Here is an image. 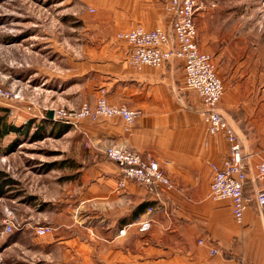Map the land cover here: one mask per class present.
<instances>
[{"label":"crops","instance_id":"crops-1","mask_svg":"<svg viewBox=\"0 0 264 264\" xmlns=\"http://www.w3.org/2000/svg\"><path fill=\"white\" fill-rule=\"evenodd\" d=\"M168 1L89 4L96 13L85 21L83 41L75 44L69 69L86 95L78 92L77 97L95 105L103 93L109 103L140 111L141 116L130 127L112 118L85 121L74 130L80 140L90 141L89 150L81 154L86 168L78 211L88 229L99 230L100 260L105 264H264V207L255 200L264 190V180H255L256 167L264 161V78L248 64L242 77L223 80L219 111L242 142L245 195L252 200L238 224L230 200L209 198L211 165L223 164L229 144L223 134L208 133L202 101L185 85L183 63L175 59L161 68L138 69L129 62L130 46L117 39L137 25L170 31ZM199 16L197 43L202 52H212L200 39L205 26ZM113 146L157 161L175 189L165 192L125 179L121 168L104 155ZM144 221H151V227L141 232ZM212 248L219 253L211 256Z\"/></svg>","mask_w":264,"mask_h":264},{"label":"rangeland","instance_id":"rangeland-1","mask_svg":"<svg viewBox=\"0 0 264 264\" xmlns=\"http://www.w3.org/2000/svg\"><path fill=\"white\" fill-rule=\"evenodd\" d=\"M196 1L200 39L212 49L219 78L238 79L248 64L264 78V0ZM90 3L0 0V89L11 95L0 99V117L19 130L0 140V264H105L99 230L88 229L78 211L81 154L90 143L74 130L89 120L56 118L95 108L100 97L95 105L79 100L81 80L69 71L85 21L96 13ZM49 110L53 119L44 115ZM39 226L51 232L39 235Z\"/></svg>","mask_w":264,"mask_h":264},{"label":"built area","instance_id":"built-area-1","mask_svg":"<svg viewBox=\"0 0 264 264\" xmlns=\"http://www.w3.org/2000/svg\"><path fill=\"white\" fill-rule=\"evenodd\" d=\"M196 0H169L165 6L170 16V31L163 29L148 30L143 25H137L127 32L117 35L119 41L125 42L131 48L129 62L133 67L141 69L145 66L161 68L175 59L180 60L185 70V85L202 101V115L210 135L223 134L228 141V156L221 166L212 164L213 180L210 186L211 200H230L235 221L242 224L245 213L252 200L245 195V183L248 179L247 167L244 164L242 142L219 111V104L224 94V84L219 78L213 58L200 50L197 43L196 15L200 11ZM0 99L9 100L11 95L0 89ZM141 116L140 111L130 110L124 105H112L105 94H101L95 108L84 105L79 112L56 113V118L66 119L73 125L85 120L97 123L102 119L120 118L127 127L135 124ZM90 141L88 140V144ZM106 158L116 163L125 179L132 180L146 187H159L165 192L175 189V183L161 170L154 159L120 147H110L104 152ZM256 181L264 180V161L256 167ZM124 187V183L119 185ZM256 203L264 207V190L256 195ZM153 209L150 208L149 212ZM151 227V221L140 224V231L146 232ZM39 235L51 232V228L39 226ZM200 244H203L200 242ZM215 248L210 255H217Z\"/></svg>","mask_w":264,"mask_h":264},{"label":"trees","instance_id":"trees-1","mask_svg":"<svg viewBox=\"0 0 264 264\" xmlns=\"http://www.w3.org/2000/svg\"><path fill=\"white\" fill-rule=\"evenodd\" d=\"M19 132L18 129L13 128L5 119L0 117V140L5 139L8 135Z\"/></svg>","mask_w":264,"mask_h":264},{"label":"water","instance_id":"water-1","mask_svg":"<svg viewBox=\"0 0 264 264\" xmlns=\"http://www.w3.org/2000/svg\"><path fill=\"white\" fill-rule=\"evenodd\" d=\"M44 115L47 116L48 119H53L54 111L53 110L46 111Z\"/></svg>","mask_w":264,"mask_h":264}]
</instances>
